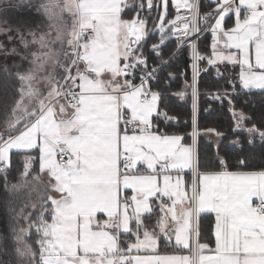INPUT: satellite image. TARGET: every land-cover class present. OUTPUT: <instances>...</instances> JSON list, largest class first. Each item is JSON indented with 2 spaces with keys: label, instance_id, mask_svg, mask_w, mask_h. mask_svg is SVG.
<instances>
[{
  "label": "snow or ice",
  "instance_id": "obj_1",
  "mask_svg": "<svg viewBox=\"0 0 264 264\" xmlns=\"http://www.w3.org/2000/svg\"><path fill=\"white\" fill-rule=\"evenodd\" d=\"M208 4L202 12L201 0H0V264H264V167L246 170L242 156L229 170L217 149L216 168H202L198 151L202 133L225 135L199 128V75L214 68L224 79L221 66L238 65L230 90L208 95L227 101L233 134L246 133L229 143L241 152L259 143L264 153V125L247 124L252 117L234 100L264 95V0ZM205 32L210 55L199 51ZM155 33L150 64L145 45ZM172 38L170 55L187 47L192 60L191 83L171 93L184 98L191 89L190 134L154 122L176 119L151 86ZM204 212L215 216L214 247L201 242Z\"/></svg>",
  "mask_w": 264,
  "mask_h": 264
},
{
  "label": "trees",
  "instance_id": "obj_2",
  "mask_svg": "<svg viewBox=\"0 0 264 264\" xmlns=\"http://www.w3.org/2000/svg\"><path fill=\"white\" fill-rule=\"evenodd\" d=\"M201 11L205 12L209 10L211 5L208 4V0H201ZM171 13L170 19L175 15V9L169 7ZM156 15L155 9L152 13ZM131 13H126L125 18H129ZM148 26H152V21H148ZM159 40V33L151 34L148 37L147 44L145 45V52L149 57V63H156L154 55L148 51V45L157 43ZM176 40L172 38L165 42L162 46L164 58L168 59V64L162 67V70L158 73V80L152 82V88L165 93L160 103V108L167 111L169 116L176 117L175 120L170 121L167 125L164 123V118L161 117L154 122L159 125L162 130L168 132L178 131L185 134H190L192 131V96L191 89L187 90L188 94L186 97L181 98L177 95H171L183 90L185 81L191 83L193 79V69L191 67L192 60L187 47H183L176 51L175 56L170 54L176 50ZM211 35L205 32L201 35L198 46L199 51L206 55L211 53ZM200 67L203 69L208 67L206 60L200 62ZM221 71L225 72L224 79H218L214 68H209L207 72L201 71L199 75V100H198V124L201 130L206 128H214L218 132L224 133V137L219 138V143L215 145L212 141L207 139L203 133L198 138V151L201 159V166L216 168L215 164L211 161L216 156L217 149L221 156L226 157L229 170H237L238 160L243 156L248 160V169L246 170H259L264 167V153L260 150V145L257 143L256 147L249 148L245 143L244 151L241 152L239 146H233L229 142L233 139L239 138L242 142L246 141L247 136L244 132H237L233 134L231 129L234 126V121L231 112L228 110L229 105L227 101L221 104L220 101L212 99L208 93L215 92L216 90H223L229 88L230 85L226 84L228 74L239 72V66L228 65L227 69L221 66ZM168 72L175 73V78H169ZM183 74V75H182ZM139 82V81H137ZM240 85L237 81V88ZM4 85L0 86V98L3 97ZM235 105L237 109H242L246 114L252 117L247 124L257 123L264 125V95L261 94L260 90H253L251 94L245 92L234 97ZM246 101V103H245ZM208 109V111H205ZM191 136L188 135L184 142L190 144ZM37 155V153H32ZM21 155H13L12 167L8 174L10 181L15 182L20 171L23 170V162ZM218 163V162H217ZM34 171H38V160L35 162ZM2 183V181H0ZM3 198L2 189H0V200ZM212 222L211 220L201 215V241L212 239ZM0 232H7L4 211L0 208ZM35 241V235L32 236L30 243ZM9 248L11 245L9 244ZM4 259L9 257L5 256Z\"/></svg>",
  "mask_w": 264,
  "mask_h": 264
},
{
  "label": "crops",
  "instance_id": "obj_3",
  "mask_svg": "<svg viewBox=\"0 0 264 264\" xmlns=\"http://www.w3.org/2000/svg\"><path fill=\"white\" fill-rule=\"evenodd\" d=\"M228 26L230 27L231 26V20L228 21ZM207 139H209L210 141H212L215 145H217L219 143V138L215 136V134H212V135H205L203 134ZM192 142V141H191ZM186 143V142H184ZM38 155V154H37ZM38 166H39V161H38ZM175 173H173V176L175 177ZM184 178L190 183L191 182V179H192V173L188 170H185L184 172ZM202 216H206L208 217L211 222H212V239L211 240H203L201 241L202 243H208L210 247H214L215 246V237H214V234H213V229H214V223H215V216L213 213H210V212H204V213H201ZM153 222L155 220V216H153ZM122 239H128V237H122ZM165 251L163 245H161V252L163 253ZM167 251H172V249H167Z\"/></svg>",
  "mask_w": 264,
  "mask_h": 264
},
{
  "label": "rangeland",
  "instance_id": "obj_4",
  "mask_svg": "<svg viewBox=\"0 0 264 264\" xmlns=\"http://www.w3.org/2000/svg\"><path fill=\"white\" fill-rule=\"evenodd\" d=\"M161 10H163V9H161ZM0 39H2V37H0ZM7 63H8L9 65H11V64L13 63V59L10 58V59L7 61ZM24 66L27 67L26 64H25ZM1 85H4L2 80H0V86H1Z\"/></svg>",
  "mask_w": 264,
  "mask_h": 264
}]
</instances>
